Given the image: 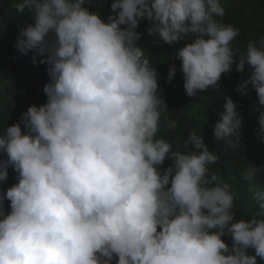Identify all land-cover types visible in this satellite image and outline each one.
<instances>
[{
	"label": "clouds",
	"instance_id": "clouds-1",
	"mask_svg": "<svg viewBox=\"0 0 264 264\" xmlns=\"http://www.w3.org/2000/svg\"><path fill=\"white\" fill-rule=\"evenodd\" d=\"M85 0H22L32 23L17 37L22 54L45 55L47 101L33 104L0 134V264H258L264 218L234 222L235 194L209 175L219 157L191 133L173 150L157 138L158 73L138 46L141 19L156 43H190L175 52L188 96L218 86L233 70L250 75L264 109V39L245 52L239 29L222 22L220 0H113L105 22ZM219 18V20L217 19ZM124 26V27H121ZM194 36V39L192 38ZM239 54V55H238ZM35 63V59L33 61ZM176 74L173 64L166 83ZM175 129V121H167ZM264 142V110L258 116ZM21 125H23V130ZM243 120L225 97L214 138L239 149ZM167 131V129H165ZM191 146V147H190ZM166 160L171 165L165 167ZM257 168L245 170L255 177ZM264 217V193L257 192ZM10 201V212L4 208ZM230 236L231 245L223 236ZM247 249H254L249 255Z\"/></svg>",
	"mask_w": 264,
	"mask_h": 264
},
{
	"label": "trees",
	"instance_id": "trees-1",
	"mask_svg": "<svg viewBox=\"0 0 264 264\" xmlns=\"http://www.w3.org/2000/svg\"><path fill=\"white\" fill-rule=\"evenodd\" d=\"M22 0H0V134L7 126L20 121L21 116L29 106H37L47 101L43 88L49 82L48 65L41 63L46 60V54H38V50H28L22 54L16 45L17 37L21 30L32 23L33 14L25 9L23 14L17 13L14 4ZM113 0H85L84 7L100 14L107 22L111 13L110 5ZM225 8L222 22L238 28L239 35L232 42V48L245 52L249 41L255 40L260 46L264 39V0H220ZM219 20V18H217ZM124 27V26H121ZM151 27L147 19H141L136 29L141 34L137 42L150 57V64L156 67L158 73L157 95L167 108H161L160 131L157 138H164L172 144L173 150L180 145V151L186 152L183 143L191 133L201 135L210 151L218 157V161L209 164V175H215L217 182L227 183L235 194L234 222L241 219L249 220L261 211L257 192L264 193V142L259 133L258 116L264 110L258 104L256 91L250 84L244 93L237 89L248 79L249 69L243 72L233 70L222 74L218 86L209 88L206 92H197L195 96H188L184 89L183 74L180 71L181 61L175 58V52L191 42L186 37L179 43L172 45L156 43L157 37L148 35L147 29ZM194 39V36L192 37ZM239 55V54H238ZM35 59V63L33 62ZM176 67V74L172 82L166 83L169 68ZM225 97H230L237 105V112L243 120L240 129V148L233 149L229 139L216 140L214 138V125L223 111ZM167 121H175L177 127H168ZM23 130V125H21ZM167 129V131H165ZM191 147V146H190ZM5 154H0V159H5ZM171 160H166L165 167L171 165ZM257 168L255 177L245 176V170ZM17 173L8 169V177L0 181V193L18 183ZM10 201L5 200L4 208L10 212ZM225 243L231 245L230 236H223ZM249 255H255L254 249L246 250ZM258 264L264 260L257 257ZM115 264V260L113 261Z\"/></svg>",
	"mask_w": 264,
	"mask_h": 264
}]
</instances>
